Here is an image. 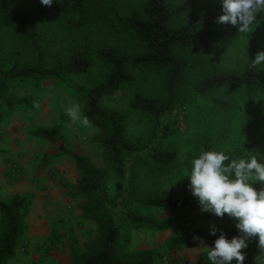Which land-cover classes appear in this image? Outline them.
Returning <instances> with one entry per match:
<instances>
[{
    "label": "rangeland",
    "instance_id": "obj_1",
    "mask_svg": "<svg viewBox=\"0 0 264 264\" xmlns=\"http://www.w3.org/2000/svg\"><path fill=\"white\" fill-rule=\"evenodd\" d=\"M61 0H53L51 7L41 0H6L14 13L0 6V64L4 61L33 63L35 54L23 37L26 27L45 31L50 52L49 62L56 57H67L85 41L90 44L93 65L88 72L67 75L63 80L48 79L8 83L6 96L0 84V201H8L15 193L29 194L31 203L19 239L16 256L6 264H73L75 251L83 252L94 245L98 224L85 216L83 207L87 199L74 192L80 170L70 151L88 155L95 166L109 171V185L113 197L118 179L112 171L102 145L96 137L102 129L91 121L90 128L74 123L65 109L73 103L85 107V89L102 82L110 73V65L99 55V48L116 46L130 55L145 50L136 42L132 33L119 25L120 18L133 13L143 14L147 0H88L86 14L80 17L74 10L56 11L53 6ZM203 8L211 7L216 21L223 15V0H173L175 4L188 3L191 9L175 20L178 24L195 13L194 3ZM109 4V5H108ZM255 24L250 33H240V25L216 23L211 29L210 46L176 47L178 56L199 63L186 70L179 87L178 107L167 116L173 131L165 147L180 153L178 161L169 167L152 165L144 160L138 165L137 194L176 191L192 192L190 161L209 141L218 150L234 152L249 145L251 131L257 129L259 144L253 150L264 163V94L255 90L247 93L242 88H219L201 94L197 84L214 69L240 71L253 48L255 56L264 51V19ZM135 76L133 85H125L115 94L102 99L104 106L128 112L127 135L134 142H143L156 130L153 116L130 109L129 103L136 91L146 95L164 96L167 69L145 71L128 65ZM18 101L9 106L4 98ZM222 100L231 108L223 109L217 103ZM34 102L40 107L35 108ZM84 115V113H83ZM61 128L53 137L32 134L36 128ZM259 190L262 184H255ZM160 219L171 220L169 229L160 231L142 227H128L130 241L127 252L151 251L153 264H211L207 251L214 247L203 236L193 234L190 241L173 252L168 251L171 239L190 234L198 228L210 229L231 224L236 219L225 214H215L206 221L192 209L180 211L155 208L148 212ZM5 222L0 212V236ZM242 249L247 264H264V249L258 241L247 240Z\"/></svg>",
    "mask_w": 264,
    "mask_h": 264
},
{
    "label": "trees",
    "instance_id": "obj_2",
    "mask_svg": "<svg viewBox=\"0 0 264 264\" xmlns=\"http://www.w3.org/2000/svg\"><path fill=\"white\" fill-rule=\"evenodd\" d=\"M87 2L88 0H61L53 9L59 12L71 9L83 17L86 14ZM0 6L15 12L6 0H0ZM194 7L195 13L176 24L175 20L191 9L190 4L185 2L175 4L173 0H147L142 15L133 13L119 20V25L132 33L144 52L130 55L116 46L98 49L99 57L110 65L111 70L102 82L85 89L83 113L101 127L102 133L96 140L102 145L112 171L118 179L111 197L109 171L95 166L88 155L70 151L81 173L74 192L87 199L83 213L94 218L98 224V235L94 245L83 252L75 251L73 264H153L154 255L149 250L127 252V244L130 241L129 234L126 233L128 227H142L159 232L169 229L171 220H159L148 213L155 208L175 211L192 209L202 214L206 221L214 214L201 210L198 198L193 192L162 191L147 194L136 192L138 165L142 161L164 168L174 165L180 157L178 150L165 147L166 140L173 132L167 122V116L173 114L178 107L179 87L185 71L197 67L199 63L178 56L175 48L210 46L211 29L217 23L216 13L211 7L203 8L199 1L194 3ZM23 37L34 52L35 60L33 63L4 61L0 64L3 96L8 92V83L28 79L35 82L48 79L63 80L67 75L88 72L93 65L92 50L87 41L78 49L71 50L69 56L56 57L50 63L45 31L32 26L26 27ZM255 57L252 48L246 64L240 71L214 69L197 84L196 93L204 94L219 88L237 87L247 93L259 90L264 94V65L251 67V60ZM128 65L145 71L167 69L164 96L146 95L136 91L129 103L130 109L149 114L156 121V130L143 142H134L128 138V112L110 109L102 103L103 98L112 96L121 87L135 84V76L128 70ZM4 100L9 106L18 104V101L7 97ZM217 103L223 109L231 108L222 100H218ZM60 133V127L32 130V134L39 137H53ZM259 141L257 129L253 128L246 148L227 153L230 158L251 156ZM209 148L215 147L209 141H205L203 150ZM30 203L31 196L20 193H15L8 201H0V212L5 222L4 232L0 236V264H6L16 256ZM237 223L235 220L231 224L216 227L215 235L211 234L212 228H198L190 234L171 239L167 246L168 251L173 252L183 247L193 234L203 236L212 244H215V240L222 233L226 234L228 239L240 236L242 233L236 227ZM250 239L259 242L258 236ZM247 262L245 259L243 264ZM232 264H237L235 259Z\"/></svg>",
    "mask_w": 264,
    "mask_h": 264
},
{
    "label": "clouds",
    "instance_id": "obj_3",
    "mask_svg": "<svg viewBox=\"0 0 264 264\" xmlns=\"http://www.w3.org/2000/svg\"><path fill=\"white\" fill-rule=\"evenodd\" d=\"M43 5L51 7L53 0H41ZM224 14L218 23L239 24L240 33H250L258 17L264 19V0H223ZM264 65V51L257 53L251 60V67ZM33 106L39 108V102ZM65 114L84 128H90L91 122L83 115L81 105L73 103L65 109ZM190 188L198 198L202 211H211L218 217L228 214L235 218L240 236L228 239L222 233L215 240L214 247L207 251L211 264H243L245 254L242 249L248 247L247 240L258 236L259 248L264 249V187L257 190L255 182L264 185V163L256 155L230 158L224 150L209 148L190 161ZM213 226L211 234H216Z\"/></svg>",
    "mask_w": 264,
    "mask_h": 264
}]
</instances>
